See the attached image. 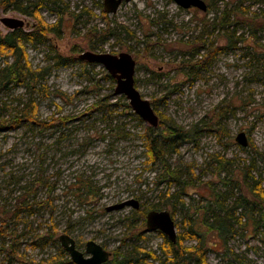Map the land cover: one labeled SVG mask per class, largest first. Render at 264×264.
<instances>
[{
    "label": "rangeland",
    "instance_id": "obj_1",
    "mask_svg": "<svg viewBox=\"0 0 264 264\" xmlns=\"http://www.w3.org/2000/svg\"><path fill=\"white\" fill-rule=\"evenodd\" d=\"M205 1L206 11L185 9L175 0H130L111 14L103 11L104 0H18L7 9L0 6V34L16 31L24 38L37 72L36 80L0 92V122L9 120L0 126V264H75L61 252L62 233L82 250L88 240L102 244L111 252L108 264L115 258L123 264H160L165 237L148 230L142 212L169 210L177 235L191 226L205 232L203 220L218 212L216 195L228 209L230 231L205 234L208 261L264 264V223L257 227L256 215L237 206L241 196L259 203L252 192L255 180L264 188V30L252 34L243 22L237 28L227 24L236 12L264 14V0ZM226 5L230 21L214 23ZM6 16L24 20L23 27H6L1 21ZM38 16L60 23V32L32 40L28 33L37 29ZM103 29L115 35L103 39ZM210 47L217 48L212 63L202 69L190 65ZM88 50L131 53L136 87L159 119L186 129L201 126L195 141L167 156L184 170L181 182L163 179L146 146L149 124L116 93V80L103 64L79 57ZM7 61L13 57L0 54V68ZM31 99L38 106L35 118L11 125ZM164 128L156 127L155 134ZM241 131L250 146L236 141ZM82 182L91 196L82 195ZM47 196L51 206L31 213L27 204ZM128 199L139 200L140 208L106 210ZM51 223L56 243L34 245ZM194 244L196 239L184 241Z\"/></svg>",
    "mask_w": 264,
    "mask_h": 264
},
{
    "label": "trees",
    "instance_id": "obj_2",
    "mask_svg": "<svg viewBox=\"0 0 264 264\" xmlns=\"http://www.w3.org/2000/svg\"><path fill=\"white\" fill-rule=\"evenodd\" d=\"M17 3L18 0H0V6H2L4 9H7L12 5H17ZM209 8L211 9V6ZM36 10L32 11L31 14L35 15L34 12H36ZM103 11L105 12V14L107 13L105 9ZM228 12H231V10H228L226 5L222 11V14L220 16L216 15L214 17V23H217L218 21L221 26H225L226 23L230 21V14ZM236 13L237 14L235 16V19L231 20V22L227 24H234L237 28L239 23L243 22L252 30V34L257 33V31L264 30V14L255 13L252 16H249L248 11ZM59 24L60 23L56 22L53 24H48L42 17L38 16L37 29L33 32L28 33V35L32 40L38 38H40L41 40H46L49 33L60 32ZM100 34L103 39H106L109 36H114L115 31L113 29H103L101 30ZM95 47L96 46H93V48ZM216 50L217 48H208L207 53L201 55L200 58L196 59L194 63H191L190 65L197 69L207 67L215 58ZM193 51L200 54L201 49L195 47ZM0 54L13 57L12 62L7 61L6 64L0 68V92L3 89L8 88L10 84L21 85L36 80L37 72L32 68V64L29 61L28 53L24 45V38L21 35L17 34L16 31H12L3 36L0 34ZM107 76L114 79V77H112L110 73H108ZM37 108L38 106L33 99L26 102L24 104V107L19 111L20 113L18 112L19 114L15 115L12 121H10L12 122L11 125L18 123L23 119L32 120L37 114ZM7 122H9V120L2 119L0 122V126H4ZM43 123L46 124V121H43ZM161 126H164L165 128L161 133L157 134H155L154 127L149 125L147 128L146 146L148 148L150 159L153 163L158 164L161 167L163 172V179H166L169 182H181V179L184 176V170H181L179 167H173L169 162L167 156L170 152H177L180 144H182L183 142L189 140L195 141L200 132H202V128L198 123H196L194 126L186 129L174 121L166 122L164 118L160 120L158 127ZM214 159L220 165L226 164V162H223V157H216ZM250 167L251 166H248L249 169ZM186 184L187 182L183 181L181 189H184V186ZM89 188L86 182H82V186L80 187V189L82 190V195H87L88 197L91 196L92 193ZM252 192L259 200V203L250 202L245 196H241L237 200V206L242 207L246 212H250L252 215L255 214L256 216L254 217V221L258 227L259 225H261V223H264V188L262 187L260 179L255 180V183L252 186ZM174 196H177V193H175ZM220 197H222V195H216L215 197V204L218 212L211 219L205 218L203 220V224L207 228L205 232H201L200 230L195 229V227L191 226L188 231L178 235L176 242H172L164 233L161 232L165 237L166 247L163 246V254L165 255V258L161 260L160 264H211L207 258L208 248L205 245L204 241L205 234L209 231L212 233L215 231L219 232V234L223 236L230 231V229H228L227 222V220L230 218V216H228V209L225 208L224 203L220 199ZM48 198L49 196H47L46 201L42 203L34 202L31 205L27 204V206L30 208V212L34 213L36 211H40L42 207H50L51 201ZM23 208L24 206L22 204L20 205L19 209L13 214L15 216H19V212H22ZM147 213L148 211L142 212L144 221ZM0 231H3L1 227ZM56 233V225L54 223H51L47 232L38 234L39 237L36 238L34 245L38 247H45L50 243H56ZM186 239H196L197 244L190 246L184 245V241ZM12 248L14 250V253H18L15 250L14 243L12 244ZM141 251L142 250H140V252ZM61 252L65 253L66 250L64 248H61ZM141 253H145L147 256H153L156 259L160 258L155 255V252L142 251ZM147 256L145 258L141 257V259L146 262ZM109 261L110 260H108L106 264H108ZM115 262H117V264H123L124 260H117L115 258L113 264H115Z\"/></svg>",
    "mask_w": 264,
    "mask_h": 264
},
{
    "label": "water",
    "instance_id": "obj_3",
    "mask_svg": "<svg viewBox=\"0 0 264 264\" xmlns=\"http://www.w3.org/2000/svg\"><path fill=\"white\" fill-rule=\"evenodd\" d=\"M130 0H104V9L108 14L116 13L119 7ZM181 7L189 9L191 7L199 8L203 11L208 9V4L205 0H175ZM2 23L14 30L21 28L24 25V20L3 17ZM81 59L103 64L107 71L116 80L115 91L118 94L125 95L133 110L149 125L158 127L160 123L159 115L156 113L151 102L144 98L136 87L135 73H136V59L129 52H121L119 54H112L109 52L85 51L79 56ZM236 141L243 147L250 145L247 132L241 131L236 137ZM128 206L134 209L140 208V201L137 199H128L120 203L108 206L107 211L121 210ZM146 224L148 230H158L164 233L172 242L177 241L176 223L167 209H152L146 215ZM61 246L69 253L71 260L75 264H106L111 256L102 244L95 240H88L85 244V250L77 246L75 239L67 233H62L59 236Z\"/></svg>",
    "mask_w": 264,
    "mask_h": 264
}]
</instances>
